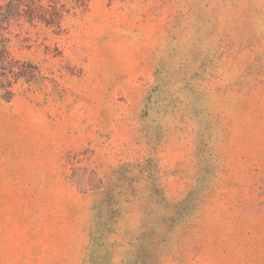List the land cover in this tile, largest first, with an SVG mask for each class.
Instances as JSON below:
<instances>
[{
    "label": "rangeland",
    "instance_id": "374dc122",
    "mask_svg": "<svg viewBox=\"0 0 264 264\" xmlns=\"http://www.w3.org/2000/svg\"><path fill=\"white\" fill-rule=\"evenodd\" d=\"M34 2L3 33L0 264H264V0Z\"/></svg>",
    "mask_w": 264,
    "mask_h": 264
},
{
    "label": "trees",
    "instance_id": "16d2710c",
    "mask_svg": "<svg viewBox=\"0 0 264 264\" xmlns=\"http://www.w3.org/2000/svg\"><path fill=\"white\" fill-rule=\"evenodd\" d=\"M34 4V0H5L0 5V69L3 71H7L10 65L7 46L3 42V33L13 20L23 16L28 11L26 9H32Z\"/></svg>",
    "mask_w": 264,
    "mask_h": 264
}]
</instances>
